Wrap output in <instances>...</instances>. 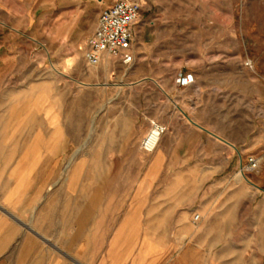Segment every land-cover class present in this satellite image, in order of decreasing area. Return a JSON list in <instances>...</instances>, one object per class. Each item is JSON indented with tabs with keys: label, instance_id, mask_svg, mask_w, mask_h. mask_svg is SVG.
Returning a JSON list of instances; mask_svg holds the SVG:
<instances>
[{
	"label": "crops",
	"instance_id": "obj_1",
	"mask_svg": "<svg viewBox=\"0 0 264 264\" xmlns=\"http://www.w3.org/2000/svg\"><path fill=\"white\" fill-rule=\"evenodd\" d=\"M105 7V0H0V67L7 66L10 60L4 54L11 43L30 51L41 46L38 35L44 25L50 31L54 28V34L60 28L72 40L69 42L84 49ZM10 32L19 40L9 42ZM145 33L144 25L132 27L131 54L137 64L145 60L138 57V52L153 48L154 40L149 41ZM170 33L164 29V65L169 63L170 50H178V45L170 44ZM38 58L36 77L4 74L0 68L1 97L8 98L10 92L24 93L26 87L55 89L56 77L41 74ZM90 77L83 73L77 81L84 84ZM114 79L116 88L158 81L143 77L121 84L120 76L114 75ZM261 79L264 80V70ZM180 89L164 74L167 102L170 100L177 108L180 103L174 97ZM249 98L247 115L253 114L252 101L264 105V83H259ZM170 108L164 103V112L169 113ZM9 110L7 104L0 105V264H262L264 206L249 213L248 200L240 204L231 194L228 200L218 201L214 188H202L216 174L215 169L186 168L185 162L196 161L186 153L165 157L161 148L166 135L155 156L142 152L124 157L116 153L74 154L67 168L59 169L56 163L64 160L47 152L57 145L55 134L42 136L41 132L54 130L50 117L45 126L40 120L30 124L23 117L10 120ZM182 111L192 123L190 130L201 141L215 137L233 146L228 137L234 132L208 129ZM35 112L40 116L41 109ZM114 123L111 138L106 139L103 131L96 145L122 144L119 122ZM180 124L167 120L166 134L180 129ZM244 126L241 124L239 129L245 130ZM145 129L142 123L127 143L136 151L134 140ZM25 130L32 131L28 137ZM186 140L181 136L177 143L184 144ZM155 162L157 167L167 163L168 169H154ZM160 177H164V184L154 191ZM240 206L247 209L242 218L236 211ZM195 214L199 215L197 223L192 221Z\"/></svg>",
	"mask_w": 264,
	"mask_h": 264
},
{
	"label": "rangeland",
	"instance_id": "obj_2",
	"mask_svg": "<svg viewBox=\"0 0 264 264\" xmlns=\"http://www.w3.org/2000/svg\"><path fill=\"white\" fill-rule=\"evenodd\" d=\"M105 1L107 7L115 0ZM134 1L141 7L134 25H144L147 39L154 40L153 48L138 52V57L145 58L144 62L137 64L133 60L129 65H123L108 58L96 67H90L83 56L86 46L83 49L75 42H69L72 40L66 38L60 28L54 34V28L50 31L48 25H44L38 35L42 40L41 46L30 51L16 48L11 43L4 54L10 60L7 66L0 68L4 74L36 77L39 75L34 68L39 56L41 74L50 73L57 79L55 89L26 87L24 93L10 92L8 98L1 97L0 90V105L9 106L10 120L18 116L30 124L40 120L45 126L47 117H50L54 130L42 129L41 132L42 136H48L50 132L55 134L57 145L49 147L47 152L64 160L56 163L59 169H65L74 154L116 153L124 157L142 152L155 156L162 136L166 135L161 148L165 157L186 153L196 159L185 162L186 168L199 166L202 170H209L213 167L216 174L202 188H214L218 201L228 200L231 194L233 200L240 204L248 200L251 203L249 213H254L259 205L264 206V105L258 106L252 101L250 106L253 104L254 108L250 114L257 117L253 120L251 115H247V100H251L249 97L259 83H264L261 79L264 70V0ZM146 14L143 19L141 16ZM165 28L171 32L170 44L178 45V50H170L167 65H164ZM14 38L19 40L18 35L12 32L7 35L9 42ZM104 63L106 67L103 68ZM83 73L91 75L84 84L77 81ZM164 74L171 77L174 84L178 74L192 79L185 86L175 84L181 88L174 97L180 103L178 108L170 100L167 102ZM114 75L120 76L121 84L143 77H154L158 81L116 88ZM164 103L171 107L169 113L164 112ZM38 109H41L40 116L35 112ZM178 109L197 118L208 129L218 133L224 130L234 132L235 135L228 137L234 142L233 146L215 137L206 136L208 140L201 141L190 130L192 123ZM167 120L173 125L181 123L180 129H172L166 134L164 125ZM116 121L119 122L122 144L96 145L103 131L106 139L111 138ZM142 123L146 129L134 140L139 150L136 151L127 143ZM152 124L164 127V132L154 150L147 153L140 149V142ZM241 124L245 125L243 131L239 129ZM29 132L32 131L25 130L26 137ZM181 136L187 139L184 144L177 143ZM64 141L77 144L62 145ZM42 152H45L43 147ZM247 157L259 161L257 168L241 172V164H245ZM166 164L157 167L155 162L153 168L165 171L168 169ZM239 172L247 181L239 179ZM162 184L164 177L154 183V191ZM236 211L239 218L246 216L244 206Z\"/></svg>",
	"mask_w": 264,
	"mask_h": 264
},
{
	"label": "built area",
	"instance_id": "obj_3",
	"mask_svg": "<svg viewBox=\"0 0 264 264\" xmlns=\"http://www.w3.org/2000/svg\"><path fill=\"white\" fill-rule=\"evenodd\" d=\"M140 8L139 3L134 0H115L99 13L95 30L86 41L84 59L88 66H98L104 57L118 60L123 65H129L133 61L132 27L138 18ZM174 82L178 86H185L190 84L192 79L190 76L179 75ZM153 131H156L155 138H152ZM163 132L164 127L152 124L151 130L140 142V149L147 153L152 152ZM257 164L255 158L247 157L245 164H241L240 171H253ZM198 220L199 215L195 214L193 223H197Z\"/></svg>",
	"mask_w": 264,
	"mask_h": 264
},
{
	"label": "bare ground",
	"instance_id": "obj_4",
	"mask_svg": "<svg viewBox=\"0 0 264 264\" xmlns=\"http://www.w3.org/2000/svg\"><path fill=\"white\" fill-rule=\"evenodd\" d=\"M156 131H153V134H152V138H155V136H156V133H155ZM259 162V161H258ZM67 168V167H66ZM238 176V175H237ZM239 179H241V180H245V181H247V179L244 177V175L241 173V172H239Z\"/></svg>",
	"mask_w": 264,
	"mask_h": 264
}]
</instances>
